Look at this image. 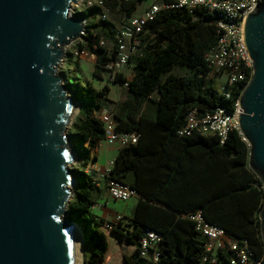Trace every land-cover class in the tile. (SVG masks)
I'll return each instance as SVG.
<instances>
[{
	"label": "trees",
	"instance_id": "1",
	"mask_svg": "<svg viewBox=\"0 0 264 264\" xmlns=\"http://www.w3.org/2000/svg\"><path fill=\"white\" fill-rule=\"evenodd\" d=\"M145 1L100 0L102 6L75 13L86 19L76 51L96 57L95 78L100 79L116 62L117 31L137 15ZM103 12L109 14L108 20L101 19ZM111 16L115 21H110ZM217 18L218 13L205 8L193 13L169 9L150 21L141 35V45L131 55L132 80L119 73L113 82L129 83L123 104L108 98L107 86L98 91L90 82L67 84L80 104L69 131L78 161L72 167L77 187L67 217L82 227L85 245L92 248L91 257L83 264H101L110 247L103 230L106 221L94 212L106 180L121 181L138 194L132 216L110 232L135 247L124 264H214L205 261L207 238L189 219L197 212L222 227L229 237L247 240L255 257L264 258L260 220L264 182L249 166L248 143L237 130L224 144L216 135L180 134L191 112L212 113L217 107L233 110L244 89L238 85L233 99L227 100L206 62L220 36ZM113 104L116 131L137 133L139 142L121 148L111 172L101 181L90 171L97 161L91 152L105 141L104 124L96 112ZM147 230L163 235L157 261L140 255L139 241ZM230 256L228 248L220 251L216 264H225Z\"/></svg>",
	"mask_w": 264,
	"mask_h": 264
},
{
	"label": "water",
	"instance_id": "2",
	"mask_svg": "<svg viewBox=\"0 0 264 264\" xmlns=\"http://www.w3.org/2000/svg\"><path fill=\"white\" fill-rule=\"evenodd\" d=\"M78 2L0 0V264L78 261L75 226L84 233L67 206L73 181L77 187L73 101L79 111L80 104L57 71L84 35V18L73 14ZM243 41L253 75L238 126L264 182V2L246 16ZM260 220L264 238V205Z\"/></svg>",
	"mask_w": 264,
	"mask_h": 264
},
{
	"label": "built area",
	"instance_id": "3",
	"mask_svg": "<svg viewBox=\"0 0 264 264\" xmlns=\"http://www.w3.org/2000/svg\"><path fill=\"white\" fill-rule=\"evenodd\" d=\"M81 2H84L88 8L103 5L100 0H97L96 3L93 0H79L77 4ZM263 2L264 0H175L172 4H152L143 14L129 18L118 29L116 43L119 50L116 62L108 66L110 80L114 82L117 74H123L124 70L130 67L131 55L141 45V35L149 22L154 20L161 11L186 9L193 13L199 8H205L210 13H218L216 26L220 35L216 46L207 53L206 62L215 79L225 78V86L221 93L227 100H232L233 89L238 85H244L245 89L253 75V62L248 56L243 41V26L248 13L255 9L257 3ZM76 11L78 12V10ZM101 19L108 20L109 14L103 12ZM84 25L86 26V19H84ZM123 86L128 88L129 83L127 82ZM239 100L235 103L233 110H229L227 107H217L212 113H200L198 110H194L189 114L186 125L180 134L182 136L216 135L224 144L232 131L237 130L241 134L237 116L242 112ZM98 118L104 124L107 145L124 148L138 144L139 135L137 133H118L116 131L115 115L112 110H102ZM112 168L113 164L102 175L101 181L106 180V176ZM100 182H98L99 186ZM105 182L109 196L114 201L128 202L138 196L133 188L121 181L106 180ZM96 206L101 205L97 203L94 210ZM189 219L195 222L197 230L207 238L205 261L209 259L216 264L217 255L220 251L228 248L231 251V256L225 264H264V258L257 259L255 257L247 240L229 237L222 227L207 222L201 212L190 215ZM124 220L123 215H118L113 220L106 221L103 230L111 232ZM162 240V234L147 230L139 241L141 257L157 261L160 257L158 248Z\"/></svg>",
	"mask_w": 264,
	"mask_h": 264
},
{
	"label": "crops",
	"instance_id": "4",
	"mask_svg": "<svg viewBox=\"0 0 264 264\" xmlns=\"http://www.w3.org/2000/svg\"><path fill=\"white\" fill-rule=\"evenodd\" d=\"M152 5V4H151ZM150 5V6H151ZM149 6V7H150ZM147 7L144 12L149 8ZM143 12V13H144ZM142 13V14H143ZM138 15V14H137ZM141 15V14H140ZM136 51H134L135 53ZM84 54L76 52H72L71 59L74 61V68L72 69L73 77L75 82L76 81H82V82H90L98 91L102 90L105 86L109 88L108 98L115 102V103H125L127 100L128 90L126 87H124L121 84L113 83L110 80V73L108 71H103L101 73V78H95L94 77V68L96 64V57L90 56L87 59H84ZM85 66H92V69L90 71L89 76L84 74V68ZM123 74L129 79L132 80L133 73L131 66L124 70ZM69 79V78H68ZM114 105V104H113ZM115 106V105H114ZM109 107V106H108ZM108 107H104L101 110H98L96 112L97 116L101 113L102 110L108 109L111 110ZM121 150V147L119 146H109L106 144L105 141H101L97 148H95L91 152V156L93 158H96V163L91 165L90 171L93 174L95 179L101 180L102 175L106 173L107 169L110 168V165L114 163L116 157L118 156L119 152ZM103 192L101 194V197L98 199V203L102 204V201L104 200L106 204L104 207H102V213L95 214L98 216L99 219H103L105 221L112 220L118 215H121L118 212H115L113 210H110L107 208L108 201L111 199L108 195V189L106 185H102ZM138 204V198L136 201V205ZM134 206V208L136 207ZM131 211L130 215H123L125 218H130L132 216L133 210ZM111 235L114 236V247L111 245L112 242L110 241V247L109 250L105 256V260L101 264H124V259L127 256H130L134 250L135 247L132 245H129L130 247L134 248V250H131L130 248H126L124 245V239L121 237H118L117 235H114L111 233ZM86 254V253H85ZM90 257H86V255L83 256V259L88 260Z\"/></svg>",
	"mask_w": 264,
	"mask_h": 264
},
{
	"label": "rangeland",
	"instance_id": "5",
	"mask_svg": "<svg viewBox=\"0 0 264 264\" xmlns=\"http://www.w3.org/2000/svg\"><path fill=\"white\" fill-rule=\"evenodd\" d=\"M159 1L160 0H147V1H145L141 5V7L139 8V11L137 12V14L138 15L142 14L147 7H149L151 4L158 3ZM93 2L96 3L97 0H93ZM87 9H89L87 7V5L84 2H81V3L73 6V10H74L73 14H75V11L76 10H78V12L80 13V12H85ZM99 20H100V18L98 17L97 18V21L100 22ZM110 21H112V22L115 21L112 16L110 18ZM76 50H77L76 42H74L73 44L69 45L66 48V52L67 53L76 52ZM88 57H90V55H88L86 53V54H84V57L83 58L84 59H87ZM73 68H74V61L71 59V56H69V57H67V59H65V61L59 66V68L57 70L58 71V74L63 77V84L67 88L68 91H69V88H68L67 84L68 83L70 85L75 84V80H74L73 72H72V69ZM91 69H92V66H89V67L88 66H85V68H84V74L89 76ZM216 85H217L218 89L221 91L224 88V86H225V78H223V79H216ZM70 96H73V95L70 93ZM108 108H110L112 111L115 110V106L114 105H110ZM75 118H73L72 124L74 123ZM77 161H78L77 158H75V161L73 162V164H72L71 167H73L77 163ZM73 191L75 192L76 191V188ZM136 201H137V198L136 197L130 199L128 202L114 201L113 199H110L108 201L107 208H109L110 210H113L115 212H118L121 215H124V214L125 215H130L132 209L136 205ZM105 204H106V202L103 200L102 201V204H100L101 206H96L95 207L94 212H97L99 214L102 213V207H104ZM105 233L109 237L111 236L110 237V241L112 242L111 245L114 247L115 246L114 243H113L114 242V239H115L114 236L111 235L110 232H105ZM82 239L83 240H82V259H81V264L84 263L83 256L86 255V257H91V253H92L91 246L90 245H85L84 235H83ZM124 245H125L126 248H130L131 250H134V248L130 247L125 240H124Z\"/></svg>",
	"mask_w": 264,
	"mask_h": 264
},
{
	"label": "bare ground",
	"instance_id": "6",
	"mask_svg": "<svg viewBox=\"0 0 264 264\" xmlns=\"http://www.w3.org/2000/svg\"><path fill=\"white\" fill-rule=\"evenodd\" d=\"M79 113V105L76 101H73V108H72V119L75 118L77 116V114ZM73 190L76 188V183L75 181H73V184H72V187H71ZM75 229H76V233H77V238H76V244L78 245L76 247L77 250V258H78V261H77V264H81V259H82V237H83V234L80 230L79 227L75 226Z\"/></svg>",
	"mask_w": 264,
	"mask_h": 264
}]
</instances>
